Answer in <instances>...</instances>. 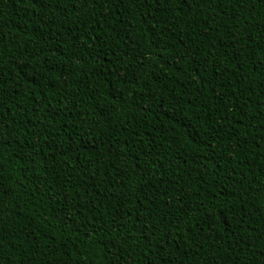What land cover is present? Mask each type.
Instances as JSON below:
<instances>
[{"label":"trees","instance_id":"trees-1","mask_svg":"<svg viewBox=\"0 0 264 264\" xmlns=\"http://www.w3.org/2000/svg\"><path fill=\"white\" fill-rule=\"evenodd\" d=\"M0 264H264V0H0Z\"/></svg>","mask_w":264,"mask_h":264}]
</instances>
